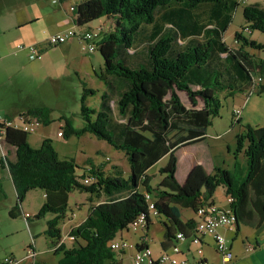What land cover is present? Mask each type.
Instances as JSON below:
<instances>
[{"label": "trees", "instance_id": "trees-1", "mask_svg": "<svg viewBox=\"0 0 264 264\" xmlns=\"http://www.w3.org/2000/svg\"><path fill=\"white\" fill-rule=\"evenodd\" d=\"M238 5L237 0H82L78 6L72 5L75 26H86L101 18L113 26L109 31L102 27L98 31L99 25L80 28L97 32L93 52L98 51L103 59L97 77L104 91L98 110H93L86 106L85 97L94 92L84 89L80 106L83 126L75 128L71 120L64 118L61 136L69 139L89 133L106 141L125 153L130 173L124 178L113 167L115 173L106 175L100 166L87 160L84 164L89 166L80 177L76 161L60 159L50 139L34 148L27 132L5 128L1 141L12 148L13 157H0V167L7 168L16 192V205L8 214L11 218L20 214L24 217L21 204L26 193L32 189L44 192L45 201L34 218L52 216L46 221L43 235L55 254L62 255L56 264H121L107 243L118 232L128 230L140 214L146 215L148 228L151 214L146 194L162 218V249L174 243L177 232L186 237L193 232L194 221H183L180 210L194 212L211 202L218 187L232 198L235 227L257 229L262 225L264 126L246 124L236 135L233 154L235 159L240 154L246 158L245 174L215 166L208 174L197 164L182 183L176 180V151L205 138L211 120L219 115L217 93L233 96L247 88L249 95L264 93V60L246 50L259 51L264 46L241 32L234 34L237 48L223 41ZM242 15L249 32L264 34V8L245 4ZM73 38L88 52L79 36ZM23 46L28 52L30 45ZM178 91L186 94L189 108L181 102ZM198 100L201 107H197ZM25 115L19 117L44 126L51 122L46 107L31 108ZM163 157L166 164L158 170L162 178L152 186L147 170ZM86 175L93 178L88 185L82 182ZM74 190L86 193L88 200H104L93 205L86 218L69 231L74 244L67 248L59 243V224L66 216L68 195Z\"/></svg>", "mask_w": 264, "mask_h": 264}, {"label": "rangeland", "instance_id": "rangeland-1", "mask_svg": "<svg viewBox=\"0 0 264 264\" xmlns=\"http://www.w3.org/2000/svg\"><path fill=\"white\" fill-rule=\"evenodd\" d=\"M69 1H66L64 5ZM74 1L76 3L81 2V0ZM58 3L59 0L57 3H53L52 0H0V117L12 116L17 118L21 114L26 117L27 110L35 107H46L49 109L51 122L46 126L40 124L34 133H28V142L32 147H39L42 141H37L38 138H43L42 140L50 139L60 159L67 158L76 161L79 165L77 175L80 177L85 171L84 169L89 166L84 163L90 160L94 165L100 166L106 175L114 174L116 170L113 167H117V170H120L122 176L126 178L130 173V167L123 151L115 149L106 141L97 139L89 133L69 139L57 137V133L61 131L60 127L64 125V118L71 120L75 128L83 126L80 106L84 89H90L94 92L86 95V106L98 110L101 95L104 91V84L97 77V72L103 67V59L99 52L87 54L88 52L82 50L78 51L73 58V54H64L60 50V45L51 46L46 43L43 48H36L39 58L33 59L29 58L26 50L17 48L18 45L28 46L33 45V43L23 44V42L17 41L8 44L7 40L10 37H6L2 33L3 27L6 25L4 19L8 13L14 12L15 17L19 15L23 18L33 17L39 15V12L56 11L55 5ZM247 4H256L264 8V0H249ZM243 5L245 4L239 3L235 9L231 21L223 33V41L230 48H237L234 34L241 32L248 40L264 46L263 33L246 30L247 25L242 15ZM101 22V19L94 20L89 23V27L96 28L99 25V27L105 28L106 31L112 29L113 24L111 21L105 20L102 23L103 25L100 24ZM82 44L86 46L85 43ZM246 50L250 52L252 49L248 48ZM73 51L77 50L73 49ZM255 53L259 55L254 57L264 60V47L259 51H255ZM262 82L264 83V80ZM177 93L183 105L189 108L190 102L186 94L179 91ZM217 95L221 103L219 115L211 120L205 138L185 149H180L177 154L178 170L176 180L178 183H182L186 174L183 166L185 157L201 156L207 168L211 166L220 167L236 172V174H245L246 172V158L240 154L235 159L233 152L236 135L243 130V128L241 130L238 123L240 114H235V111L237 109L241 111L247 94L236 92L233 96H227L222 92L217 93ZM257 100L263 106L264 94ZM197 107H201V101L199 100ZM257 118V115L245 110L244 122L251 123V120ZM12 151V148L0 141V157L5 155H7L6 157H13ZM166 161V157L161 158L147 170L148 175L152 176L150 179L152 186L157 185L159 182L161 175L158 170L166 164ZM1 172L4 171L0 169ZM4 173L7 175L6 172ZM0 187V258L5 256L21 257L25 246L30 242V234H32L35 238V249L38 252L37 262L56 264L62 255L55 254L54 247L48 244L42 233L46 229V221L50 219L51 215L47 214L39 219L34 218V214L38 212L45 201L44 192L40 189H32L26 193L21 204V208L23 205V212L30 215V218L26 221L21 214L15 218H11L8 214L9 210L16 205V194L13 191V186H11V181L4 176L0 181ZM82 199L84 197L78 190H74L69 194L67 215L59 224L61 229L59 243H63L67 248L74 244L73 240L68 238V231L88 213V210L86 211V208H84L85 204L93 206L98 202H102L104 197L96 199L91 197L89 201H87L88 199L82 201ZM213 199L225 201L220 187L216 189ZM70 209H73V211L71 212ZM189 211L183 209L181 216L183 218L187 217ZM191 217L192 214L185 220ZM161 220V217L150 215V225L146 232V240L150 247H157L160 240H162L164 228ZM134 233L143 235L140 231ZM120 234L118 232L114 240H119ZM136 235L129 234L130 238L128 239L121 238L127 241H135ZM216 255L217 262L221 264L220 256L217 253ZM116 256L122 264H131L128 251L124 253L116 252ZM212 256L216 260L215 254Z\"/></svg>", "mask_w": 264, "mask_h": 264}, {"label": "crops", "instance_id": "crops-1", "mask_svg": "<svg viewBox=\"0 0 264 264\" xmlns=\"http://www.w3.org/2000/svg\"><path fill=\"white\" fill-rule=\"evenodd\" d=\"M66 1H69V0H63L62 2H59L57 5H55L56 11H54V12H47V13L39 12V15H36L33 17L23 18L21 15H19L18 17H15L14 12L8 13L6 18L4 19L6 25H5V27H3V30H2V33L4 36L10 37L7 40V43L13 44V43H16L17 41H20V42H23V44L33 43V44L37 45V48H43L44 45L46 44L45 40L47 39V36H49L51 34L63 33L64 31L75 27V24H74L75 14L70 11V7H72V5L78 6L79 3H76V1H74V0H70L69 2L66 3V5H64V3ZM101 20H102V22L100 24L104 23L105 20H107V19L101 18ZM88 26L89 25H86V26H82L80 28L83 29V28H86ZM59 47H60V50L64 54H67V55L73 54L72 55L73 58L75 57L76 53H78V51L80 52L83 50L82 45L80 44V42L76 38L68 39L66 42L60 44ZM73 49H76L77 51H73ZM255 51L256 50H251L250 52L249 51L248 52L250 54H252L253 56H258L259 54L255 53ZM87 54H89V53H87ZM262 84H264V83L262 82ZM243 93L249 95L248 88L246 90H244ZM263 94L257 95V93L255 91V93L250 94L248 97L246 96V98L244 99L243 106L241 107V113L239 116V122H238L241 130L243 128L242 126L246 125V124H249L252 126H264V103L262 106L260 104V102L257 100V98L262 97ZM245 110L250 111L251 114H253V115H257L258 118L256 120H254V119L251 120L252 121L251 123L244 122L243 115H244ZM7 117L13 118V119L18 118V117L14 118L12 116H7ZM57 137L62 138V136H58V135H57ZM42 139L43 138H38L37 141L41 142ZM186 147H188V146L179 148L176 151V155L178 154L180 149H185ZM163 159H164V157H163ZM197 164L201 165L206 173H208V174L212 173L213 166H211L210 168H207L206 163L201 156H199V157L194 156L193 158L185 157L183 160V166L185 168L186 174L194 165H197ZM0 169H1V171L6 172L8 175L7 176L4 172H1L0 173V181L2 180V178L4 176L7 177V179L9 181H11V186H13V189H14L13 191L15 192V188H14L11 176H10L7 168L6 167H3V168L0 167ZM177 170H178V161H177L176 173H177ZM147 174H148V172H147ZM186 174H185V176H186ZM185 176H184V178H185ZM161 178H162V176L160 177V179ZM184 178H183V180H184ZM220 188L224 194V200H225L226 196H225L224 189L222 187H220ZM215 192H214V195H215ZM15 194H16V192H15ZM80 194L84 197V199H82V201H85L88 199V195L86 193H80ZM214 195L212 196L211 202H213L214 204H216L219 207H226L227 206L226 200L225 201H221V200L216 201V199L215 200L213 199ZM68 200H69V195H68ZM87 201H89V200H87ZM83 203H85V202H83ZM85 205L86 206H84V208H86V211L88 210V213H89L92 206H90L89 204L88 205L85 204ZM21 210H22V214L26 213V212H23V205H22ZM182 210L183 209H181L180 212ZM185 210H190V209H185ZM70 211L72 212L73 209H70ZM88 213L86 215H84V217L82 218V220L80 222L73 225L71 227V229L73 227H76L77 225H79L86 218ZM190 214H192V217L189 219H192L194 221V213L192 210L189 211L188 216H190ZM66 215H67V211H66ZM188 216L184 217V218L181 216V218L183 221H186L188 219L185 220V218H188ZM51 217L52 216H50V218ZM149 225H150V223H149ZM149 225H148L147 230L149 229ZM218 231L221 234H223L229 248L231 249V251L233 253V259L226 264H264V221H263L262 225L257 229L249 228V227H246L244 225H238L233 230H228L225 227H220L218 229ZM129 234L136 235L132 231H125V233L122 232L120 234V238L123 237L125 239H128V238H130ZM135 237H136L135 241H129V242L131 244H133L136 248L137 244L141 242L140 239L142 238V234L136 235ZM203 240L205 243V246L203 248L204 257L207 259V261L210 264H220L217 262V255H216L211 237L206 236V237H204ZM161 241L162 240H160V242ZM160 242H159L157 247H155V246L150 247L149 244L147 243V245L151 248V250L155 256H157L162 250H164L161 248ZM30 243H33L34 247L36 246L35 245V238L32 236V234H30V242L27 245H29ZM26 246H25V248H26ZM248 246L251 247V250H248ZM25 248H24V250H25ZM135 248L127 249L125 251L120 252V253H124V252L128 251L129 259L131 260V264H132V257L134 255ZM180 248L183 251H186L188 248V243L181 244ZM24 250H23V254H24ZM23 254H22V256H23ZM185 254H186V257L188 259L193 258L192 251H189ZM214 254L216 256V260L213 258L214 256H212ZM5 257H7V256H5ZM13 257H15V256H13ZM0 259H2V258H0ZM37 259H38V257H37ZM37 263L46 264V263L41 262V261H39ZM121 264H122V262H121Z\"/></svg>", "mask_w": 264, "mask_h": 264}, {"label": "built area", "instance_id": "built-area-1", "mask_svg": "<svg viewBox=\"0 0 264 264\" xmlns=\"http://www.w3.org/2000/svg\"><path fill=\"white\" fill-rule=\"evenodd\" d=\"M58 0H52L53 3H57ZM238 4H246L249 0H237ZM70 11L73 12L74 8L70 7ZM80 27H73L63 33L51 34L47 36L45 40L47 44L51 46H57L68 39L75 36H79L80 41L85 43L86 50L88 52H93L95 50V45L93 44V39L97 32L85 31L79 33ZM97 30H101L97 27ZM18 49H24L23 45H18ZM36 45H30L27 47L29 58L37 59L39 58ZM240 110L237 109L235 114H240ZM32 120V119H31ZM30 119L27 121L24 117L20 116L17 119H8L0 117V141L4 134L5 128L22 129L27 133H34L37 126L40 124L37 121ZM61 136L60 131L57 133ZM93 181L90 175H86L83 179V183L88 185ZM148 201V210L151 215L157 216L158 213L153 205V201L149 195H145ZM226 207H219L213 202L203 203L193 212L194 213V229L190 236H185L184 234L177 232L174 236V243L170 245L167 249L162 250L157 256H155L151 248L147 245L146 240V215L140 214L136 219L129 224V229L124 231L132 232H142L141 242L137 244L136 248L129 241L120 238L119 240H110L107 243L109 249L113 252H121L127 249L135 248L134 255L132 257V264H210L203 255V248L205 246L204 237H211L215 252L221 258V264H226L233 259V253L229 248L225 237L221 234L218 229L220 227H225L228 230H233L235 228L236 218L233 210L230 207L232 198L230 196L226 197ZM28 213L24 214V217H29ZM123 232V231H122ZM120 232V233H122ZM73 240V237H68ZM188 243V248L183 251L180 248L181 244ZM248 250L251 247L248 246ZM192 251L193 258L188 259L186 257L187 252ZM38 253L33 245L30 243L26 246L24 254L22 257L7 256L0 259V264H37Z\"/></svg>", "mask_w": 264, "mask_h": 264}, {"label": "clouds", "instance_id": "clouds-1", "mask_svg": "<svg viewBox=\"0 0 264 264\" xmlns=\"http://www.w3.org/2000/svg\"><path fill=\"white\" fill-rule=\"evenodd\" d=\"M246 30H248V29H246Z\"/></svg>", "mask_w": 264, "mask_h": 264}]
</instances>
